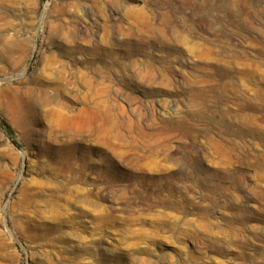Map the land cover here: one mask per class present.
<instances>
[{
    "label": "rangeland",
    "instance_id": "rangeland-1",
    "mask_svg": "<svg viewBox=\"0 0 264 264\" xmlns=\"http://www.w3.org/2000/svg\"><path fill=\"white\" fill-rule=\"evenodd\" d=\"M0 120V264H264V0H0Z\"/></svg>",
    "mask_w": 264,
    "mask_h": 264
},
{
    "label": "bare ground",
    "instance_id": "bare-ground-1",
    "mask_svg": "<svg viewBox=\"0 0 264 264\" xmlns=\"http://www.w3.org/2000/svg\"><path fill=\"white\" fill-rule=\"evenodd\" d=\"M103 2V1H102ZM53 28V33H59L60 32V30H59V27L58 26H53L52 27ZM61 29V28H60ZM73 31V30H72ZM74 33H75V31H74ZM87 32H86V30H84L82 33H80V35H82V34H84V35H87L86 34ZM72 34V33H71ZM70 33L69 34H67L66 36L68 37V38H70L72 35H71ZM67 38V39H68ZM69 41H71V40H69ZM68 41V42H69ZM9 42H7V44H8ZM11 43V42H10ZM67 47V46H66ZM63 48V47H62ZM100 48V47H99ZM81 50H80V47H77V46H69V47H67L66 49H63V51H62V54H64V56H68V57H70L71 59L70 60H72V61H75L76 59H77V55L78 54H80L81 52H80ZM61 55V54H60ZM53 59H55L54 58V56H51V58H50V62L48 63V67L50 66L51 67V65H52V62H54V60ZM57 62V61H56ZM47 64V63H46ZM67 64V63H66ZM65 63H61V67H59V70H58V73H59V75L57 76V82L58 83H63L64 81H66V77L64 76V73H65V69L66 68H68L67 67V65H66ZM55 66V65H54ZM53 66V67H54ZM84 68V67H83ZM106 68V67H105ZM52 70V69H51ZM86 71V70H85ZM84 71V72H85ZM80 73H82V72H80ZM71 75V74H70ZM73 75V74H72ZM80 75L81 74H79V77H80ZM86 75V74H85ZM84 75V76H85ZM107 75V74H106ZM83 75H81V77L83 78L84 77ZM103 76V75H102ZM85 79H83V84H84V86H85V88H86V90H87V93H85V95L83 96V99L82 100H84L86 103H88L89 102V99L90 98H88V97H90L89 95H91L90 94V92H91V89L93 88L92 86V81L89 79V78H92V77H89V78H87L86 76L84 77ZM94 78V77H93ZM70 81V80H69ZM48 89L46 88V86H44V85H40L39 86V95H40V97L41 98H39V100H41L42 102H49L50 100H52V99H54V96H51V95H49L48 94ZM37 93V92H36ZM93 94V93H92ZM38 95V94H37ZM11 100V99H10ZM16 100V99H15ZM6 102V101H5ZM63 107H65V105L63 106ZM8 109H9V107H8ZM18 109V108H17ZM90 109H91V107H90ZM14 110V109H13ZM90 112V111H89ZM75 187V186H74Z\"/></svg>",
    "mask_w": 264,
    "mask_h": 264
},
{
    "label": "trees",
    "instance_id": "trees-1",
    "mask_svg": "<svg viewBox=\"0 0 264 264\" xmlns=\"http://www.w3.org/2000/svg\"><path fill=\"white\" fill-rule=\"evenodd\" d=\"M0 128L11 139V141L18 146V143L14 139V133L10 125H8L4 120H0Z\"/></svg>",
    "mask_w": 264,
    "mask_h": 264
}]
</instances>
